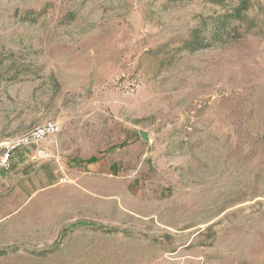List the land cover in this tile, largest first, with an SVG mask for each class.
Wrapping results in <instances>:
<instances>
[{
  "label": "rangeland",
  "instance_id": "1",
  "mask_svg": "<svg viewBox=\"0 0 264 264\" xmlns=\"http://www.w3.org/2000/svg\"><path fill=\"white\" fill-rule=\"evenodd\" d=\"M46 122L0 264H264V0H0V153Z\"/></svg>",
  "mask_w": 264,
  "mask_h": 264
},
{
  "label": "built area",
  "instance_id": "2",
  "mask_svg": "<svg viewBox=\"0 0 264 264\" xmlns=\"http://www.w3.org/2000/svg\"><path fill=\"white\" fill-rule=\"evenodd\" d=\"M59 131L60 127L57 123L46 122L7 142L4 151L0 153V174L12 168L14 156L18 150L38 145Z\"/></svg>",
  "mask_w": 264,
  "mask_h": 264
},
{
  "label": "water",
  "instance_id": "3",
  "mask_svg": "<svg viewBox=\"0 0 264 264\" xmlns=\"http://www.w3.org/2000/svg\"><path fill=\"white\" fill-rule=\"evenodd\" d=\"M140 136L142 138H144L145 140H150V137H149V135H148V133L146 131L141 130L140 131Z\"/></svg>",
  "mask_w": 264,
  "mask_h": 264
},
{
  "label": "trees",
  "instance_id": "4",
  "mask_svg": "<svg viewBox=\"0 0 264 264\" xmlns=\"http://www.w3.org/2000/svg\"><path fill=\"white\" fill-rule=\"evenodd\" d=\"M83 161H81V160H78V163H82ZM83 224H87V223H83ZM99 227H102V226H99ZM48 250H50L49 248H47V249H44V250H39V254H41V255H45V252L47 253L48 252Z\"/></svg>",
  "mask_w": 264,
  "mask_h": 264
}]
</instances>
